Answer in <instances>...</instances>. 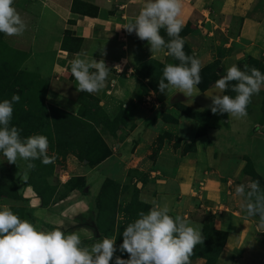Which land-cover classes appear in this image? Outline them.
I'll return each instance as SVG.
<instances>
[{
  "label": "rangeland",
  "instance_id": "1",
  "mask_svg": "<svg viewBox=\"0 0 264 264\" xmlns=\"http://www.w3.org/2000/svg\"><path fill=\"white\" fill-rule=\"evenodd\" d=\"M211 1L184 0L188 8L194 7L196 17L192 15L193 22L184 26L180 33L185 40V52L187 45L194 53L198 45L206 44L216 54L212 62L215 69L210 73L215 79L210 80L203 71L200 73L202 82L197 88L209 81L203 93L210 91L201 99L195 98L197 93L193 97H185L177 93V89H172L168 95L161 94L158 83L164 66L178 64L179 61L163 52L152 54L148 42L138 38L141 47L146 49V52H131L134 57H138L140 52L145 55L135 68L139 85L136 84L130 92L114 90L105 100L83 94L77 102L78 111L71 114L49 103L45 77L34 69L24 67L25 54L6 48L0 33V101L10 100L14 93L19 94L20 101L13 106L11 125L23 129L22 138L36 134L46 136L49 141L48 155L55 157L54 162L48 165L35 160L36 167L25 175L23 160H18L17 165L9 164L0 153V208L8 206L22 220L30 221L40 230L59 228L66 234L75 232L80 235L83 245L90 246L103 238L116 239L118 249L123 242L124 228L138 218L140 211L147 213L153 203L162 204L163 193L175 189L170 177L177 172L180 164H185L187 168L183 177L189 178L186 183L190 206L184 218L200 222L205 237L203 244L195 247L190 263L224 264L231 260L230 254L223 251L226 234L215 230L214 225L227 224L238 216V211L247 221L244 224L250 222L254 230L255 241L252 244L255 246L251 250L258 253L259 260L264 264V225L260 226L259 217L247 216L239 206L238 200L241 202L242 198L235 194L234 199L228 196V201H225L228 205L234 204V207L230 205L228 208L217 207L208 195L214 191L211 181L219 178V185L227 183L231 178L228 174H234V166L239 163L243 165L241 172L247 178L242 182L233 180L235 185L259 180L261 189H264V177L254 170L253 163L246 156L236 155L234 166L225 161L231 142L236 140V152L245 151V154L254 157H258L260 152L261 159H264V131L255 128L259 125V115L249 109L246 126L251 123V131H261V137L250 134L245 122H235L232 126L226 113L214 115L208 107L212 102L210 97L215 91L219 93L211 86L226 74L222 66V60L227 56L225 50L241 36L233 24L238 25L244 17L254 16L252 19H255L262 15L264 0L252 4L233 0ZM202 9L206 12L202 13ZM228 11L233 14L238 11V19L233 21L232 18L220 17L219 14L226 15ZM241 15L242 20L239 19ZM200 20L201 23H198ZM198 25L207 28L199 32L196 31ZM243 37L250 35L243 34ZM168 39L165 38L166 41ZM257 45L261 44L256 42ZM249 53L239 54L238 67L243 70L247 64L259 69L264 60ZM198 92L201 91L198 89ZM231 93L229 89L223 94ZM263 98L264 95H253L249 106L257 101L263 102ZM179 107L191 111L192 116L183 113ZM212 151H215V156L223 154L221 164L215 165L212 161ZM256 163L262 168V160ZM147 165H151V172ZM219 169L223 170L220 176ZM233 185V182L228 183L229 187ZM162 186L167 187L164 189ZM232 187L230 192L233 194L235 190ZM217 202L221 204L220 199ZM169 214L177 216L173 212ZM91 220L97 226L98 236L85 225ZM220 253L227 258L225 262H220ZM115 256L129 258L126 252L118 250L110 264H114ZM230 263L233 264V261Z\"/></svg>",
  "mask_w": 264,
  "mask_h": 264
},
{
  "label": "clouds",
  "instance_id": "2",
  "mask_svg": "<svg viewBox=\"0 0 264 264\" xmlns=\"http://www.w3.org/2000/svg\"><path fill=\"white\" fill-rule=\"evenodd\" d=\"M13 4L14 0H0V33L8 37L21 36L27 29ZM183 9L184 0H145L138 15L124 29L147 41L152 54L163 52L179 61L164 66L158 89L166 95L177 89V93L189 98L198 93L202 64L195 55L184 51L185 40L180 36L184 28ZM162 29L167 41L161 35ZM115 69L121 72L122 66L118 64ZM111 70L103 59L88 61L79 56L70 65L77 91L88 94L105 88ZM262 86L264 73L259 69L245 64L241 70L233 64L211 86L219 93L210 97L208 107L214 115L226 113L228 117L244 118L253 95L259 94ZM229 89L234 97L223 94ZM19 101L20 96L15 93L10 100L0 101V153L9 164L17 165L18 160H23L27 175L36 167L35 160L48 165L55 157L48 155L46 136L22 138L23 129L11 125L13 106ZM235 195L242 198L241 207L247 216L259 217L260 226L264 225V189L259 180L237 185ZM170 211L166 202L153 203L147 213L140 211L138 218L124 228L123 242L117 249L116 239L103 238L87 246L75 232L66 234L59 228L40 230L4 206L0 208V264H110L118 250L126 252L129 258L115 256L114 264H190L195 247L204 242L202 228L180 216H171Z\"/></svg>",
  "mask_w": 264,
  "mask_h": 264
},
{
  "label": "crops",
  "instance_id": "3",
  "mask_svg": "<svg viewBox=\"0 0 264 264\" xmlns=\"http://www.w3.org/2000/svg\"><path fill=\"white\" fill-rule=\"evenodd\" d=\"M213 1L214 0L211 2ZM233 1L241 4L259 2V0ZM144 3L145 0H14L13 6L25 20L27 29L21 36L8 37L3 34L2 40L9 48L25 54L26 59L23 62L24 67L31 70L34 69L33 71L37 72V74L45 77L48 83V93L46 97L49 103L58 106L66 112L75 114L79 109V104L77 102L83 94L99 100H105L114 90L117 91V89H119L118 92H126L128 90L130 92V90H134L136 84L139 85L140 79L136 75L135 68L136 65L138 66L139 63L145 59V57L143 58L145 55L140 52L138 53V57H134L131 55V52H146V49L142 48V45L139 44L135 32L129 34L124 27L138 15ZM188 6L189 5L184 4L182 13L184 26H187L188 23H192L191 16H195L193 13L194 7L190 6V8H188ZM202 10V13L206 12L204 9ZM237 12L238 11L233 14V12L228 11L226 15H224L225 13L219 15L220 17L223 16L224 19L228 17L235 21L238 19V15H236ZM242 17L241 15L239 19L242 20ZM257 17L255 19H252L254 16L252 18L244 17L242 21L238 22V25L236 23L233 24V28L237 31L239 30L241 36L239 35L240 38L235 40L236 42L234 41L235 44L229 46L225 50V55L227 56L222 60V66L225 71L233 64L238 66V56L242 52L248 54L252 52L255 56H259L264 60V13ZM198 23H201V20L198 21ZM200 25L197 26L196 31L205 30L207 28V26L202 27ZM228 27L230 28V26ZM243 34L245 36L250 35V37L245 38ZM189 36L190 35L187 36V39ZM251 37L255 42L250 40ZM256 42L261 45L256 46ZM194 55L201 61L202 68L212 63L216 58L215 52L208 49L206 44L198 45ZM77 56L88 61L92 59L100 61L103 59L105 64L112 69L109 72L108 81L104 89L94 94L77 91V82L70 72L71 62ZM151 56L154 57V55ZM118 64L122 66L121 72L119 69H115V66ZM263 90L264 86H262L259 95H262ZM208 93H210V91H206V93L198 92L195 98H204ZM214 93L216 94L218 92L215 91ZM260 101H257L251 109L254 110L260 118L258 122L259 125H255V128L257 131L261 129L264 131V111L261 109ZM246 117L245 119L228 117V121L232 126H234L235 122H245V128L250 129L248 130L251 132L250 134L261 137V131L257 133L251 131V123L246 126L248 120ZM231 138L230 136V139ZM227 140L229 141L228 138ZM236 141L231 142L228 159L225 157V161L228 162V164L233 163L234 166L236 155L246 156L253 163L254 170L261 177H264V159H261L260 152L257 155L258 157L245 154V151H241V153L239 151L236 152ZM214 153L215 151H212L214 157L212 161L215 165L216 163L221 164L222 162H220V159L223 154L218 153V155L215 156ZM257 160H260V162L262 160V168L257 166ZM234 167V174H228L231 178H229L230 181L227 183H220L219 185V178H215L211 181L214 191L211 193L209 192L208 195L213 198L217 207L228 208L230 205L234 207V204L231 203L228 205L225 202L226 200L228 201V196H230L231 200L234 199L235 196V192L233 194L232 191L230 192L232 186L229 187L228 183L232 184L233 182L234 188H232L235 190L236 181L233 180L242 182L247 178V176L241 172L243 167L241 163H239L237 167ZM147 168L150 172L152 171V169H150L151 165H147ZM186 168L187 166L185 164H180L178 166L176 169L177 172L170 177L171 183H175V189L171 190V192L163 193L161 202L162 204L165 202L168 203L171 209L170 212L176 213L177 216L182 218H184L186 215L185 212L188 211L187 209L190 206V200L187 198L188 185L186 183V180L189 181V178L183 177ZM221 171L223 170L219 169V176ZM224 171H226V169ZM172 172L174 171L172 170ZM167 186H162V188L166 189ZM219 199L221 204L217 202ZM238 201L241 207V202L240 200ZM236 205L238 206V203ZM182 212L183 214H180ZM236 213L238 216L227 224L219 223V227L214 225L215 230L226 234L223 251H226L231 256V260H227L224 256L225 252L220 253V262H225L227 260L224 264H231L230 261H233V264H262L261 259L259 260L258 258V253L251 250L255 246V244H252L253 241H255V235L251 224H249L250 222H248V225L244 224L247 221L238 214V211ZM190 222L202 228L200 222ZM190 264H203V261L192 262Z\"/></svg>",
  "mask_w": 264,
  "mask_h": 264
},
{
  "label": "trees",
  "instance_id": "4",
  "mask_svg": "<svg viewBox=\"0 0 264 264\" xmlns=\"http://www.w3.org/2000/svg\"><path fill=\"white\" fill-rule=\"evenodd\" d=\"M161 35H163L164 36V38H166L167 37V35H166V32L162 29L161 30ZM2 36H3V33H2ZM2 36H1V39H2ZM2 42H3V40H2ZM5 44V43H4ZM5 47L6 48H9L6 44H5ZM11 49V48H10ZM13 50V49H12ZM15 51V50H14ZM18 52V51H17ZM186 54H189V55H194V53L191 51V49L189 48V46L187 45V47H186ZM253 60V59H252ZM261 63V62H260ZM214 65V63H210L209 65H207L206 67H203L202 68V70L201 71H203L207 76H208V78H210V80L211 79H215L210 73H213V71H214V69H215V65ZM219 65V64H218ZM259 70L262 72V73H264V64H260L259 66ZM208 84H209V81L207 82V84L205 85V86H199L198 87V89L201 91V92H203V91H205L207 88H208ZM230 96H235V93H231V94H229ZM264 95V90H263V93H262V96ZM263 102H261V104H260V106H261V108H262V111H264V98H263V100H262ZM179 110H181L183 113H185L186 115H189V116H192V112L191 111H188V110H186L185 108H178ZM249 109H251V106H249L248 105V108H247V113H248V111H249ZM244 171L246 172V167L244 168ZM247 173V172H246ZM254 175V174H253ZM255 176V175H254ZM91 221H93V220H91ZM94 222V221H93ZM96 225V224H95ZM96 228H97V226H96ZM202 232H203V226H202ZM220 252V251H219ZM205 264H207V263H205Z\"/></svg>",
  "mask_w": 264,
  "mask_h": 264
},
{
  "label": "water",
  "instance_id": "5",
  "mask_svg": "<svg viewBox=\"0 0 264 264\" xmlns=\"http://www.w3.org/2000/svg\"><path fill=\"white\" fill-rule=\"evenodd\" d=\"M85 225L89 227L95 233L96 236H98L97 228L93 221H90L89 223H86Z\"/></svg>",
  "mask_w": 264,
  "mask_h": 264
}]
</instances>
